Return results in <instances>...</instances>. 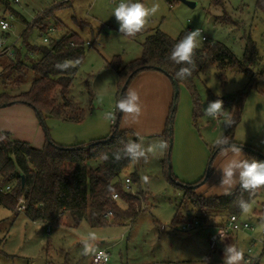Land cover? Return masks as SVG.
<instances>
[{"label":"rangeland","instance_id":"374dc122","mask_svg":"<svg viewBox=\"0 0 264 264\" xmlns=\"http://www.w3.org/2000/svg\"><path fill=\"white\" fill-rule=\"evenodd\" d=\"M187 1L195 3V6L183 0H140L148 7L159 3L160 10L150 17L146 29L142 31L144 34L134 39L120 35L119 24L112 15L119 0H0V17H7L12 23L8 31H3L0 26V39L7 37L9 43L16 42L26 25L30 26L29 23L38 19L41 13L52 9L50 16L43 18L45 24L51 27L62 22L63 27H57L58 32L77 33L89 43L69 92L79 110H84L85 118L80 122L45 118L43 124L32 107L34 119L22 110L17 111L14 105L1 107L0 138L5 141H8V137L2 135L7 134L13 139L42 148L49 135L57 144L74 146L87 145L111 134L114 122L119 120L115 104L121 96V83L109 62L115 56H120L123 64L139 58L144 36L149 31L160 29L177 38L182 31L199 28L202 36L208 39L201 40L199 46L221 42L250 68V72L233 67L220 73L216 66L210 65L200 73L196 78V87L203 114L198 117L197 125L192 119L191 94L186 86H180L173 137L167 150L149 155L147 163L143 160L134 162L121 175L123 183L129 175L135 176L131 184L132 194L135 195V190L144 191L145 196L140 198L141 205H136L138 213L135 216L116 218L113 214L105 215L111 223L94 227L88 220L75 225L67 214L64 224L51 223V231H48L46 223H33L24 212L17 213L0 200V238L4 240L0 264H95L93 257L79 255L81 237L88 232H95L98 247L109 251L108 264H205L206 260L208 264L210 247L207 242L211 230L202 229L208 225L190 231L183 230V223L172 225L178 211L187 219L197 214L182 205V189L174 179L178 183H189L206 174L214 142L227 130L225 119L231 112L232 101L241 96L245 97V104L234 140L264 153V14L256 8L258 0H224L222 5H216L215 0ZM11 13L15 15L14 18ZM21 15L29 23H24ZM31 36L32 42H44L36 30ZM248 38L255 42L260 52L258 61L254 63L245 56ZM32 59L36 61L38 56L34 55ZM24 78L19 87L11 88L8 84L7 90L12 89L14 93L29 90L36 75L28 69ZM213 97L231 101V104H223L228 111L226 116L215 120L204 115V108L214 101ZM147 108L143 104V115L139 122H133L130 116L122 113L120 128L134 131L145 145L159 140L167 141L162 133L156 131L158 114L151 122ZM109 111L115 114L114 122L104 119V114ZM220 163L218 153L212 165L213 172ZM144 176L149 178L147 183L142 179ZM221 190L224 191L223 188ZM118 203L121 209L129 206L121 201ZM263 206L264 191L241 215V219L254 226V230L240 233L237 237L238 248H243L245 255L254 257L255 264L261 244L253 245L251 241L253 238H264V217L261 218L255 210H261ZM250 248L253 254H249ZM209 262L223 263L218 259ZM259 264H264V256Z\"/></svg>","mask_w":264,"mask_h":264},{"label":"trees","instance_id":"16d2710c","mask_svg":"<svg viewBox=\"0 0 264 264\" xmlns=\"http://www.w3.org/2000/svg\"><path fill=\"white\" fill-rule=\"evenodd\" d=\"M216 5H222L224 0H215ZM8 7L10 8L9 4ZM257 10L264 14V0H258ZM15 14H17L14 11ZM51 10H46L34 22L29 23L24 30L22 44L16 50L14 58L0 57V108L14 104H26L32 107L44 124L45 118H57L80 122L85 118L84 110H79L78 105L69 96L70 88L83 63L87 43L77 34L69 31L58 32L52 35L47 42L36 43L31 41L33 31H48L50 25L45 24L43 18L49 17ZM18 15V14H17ZM1 18V17H0ZM227 20V16L224 17ZM56 27H63L62 22L55 23ZM58 29V28H57ZM188 31H182L177 38H173L165 32L157 29L149 31L142 42V54L126 64H123L120 56H115L109 65L118 73L122 93L125 94L133 79L140 73L157 70L167 75L171 81L176 80L186 86L192 97V119L197 125V119L203 114L201 98L196 87V78L199 77L208 66H216L220 73L229 68H238L241 71L250 72V68L239 60L234 52L221 42L205 43L199 46L194 55L192 75L186 79H177L176 72L180 67L167 59L173 45L178 42ZM144 33L135 37L139 38ZM40 35V34H39ZM259 50L255 42L248 38L245 56L251 63L258 61ZM38 56L33 61L32 57ZM81 59L76 68L66 71L58 70L55 64L65 60ZM32 59V60H31ZM33 61V62H32ZM31 69L36 75L29 90L14 93L7 90L19 87L25 80V72ZM264 72V71H263ZM263 72L261 76L263 75ZM9 84V85H8ZM1 88V87H0ZM178 96L174 97L167 118L163 136L168 144L173 137V125L177 111ZM214 101L221 99L226 105L228 98L213 97ZM233 103L228 117L233 120L232 126L227 127L225 135L229 136L233 144L242 146L234 140L237 124L241 119V113L245 104V97L241 96ZM122 112H119V120L114 122L113 130L108 136L94 140L89 144L62 146L55 143L47 133V140L42 148H37L27 141L10 139L5 141L0 138V200L17 213L25 215L36 222L64 224L68 214L75 225L88 220L94 227L105 226L111 222L105 216L111 211L116 218L133 217L138 213L141 205V196H145L143 190H135L134 194L127 192L122 182V173L135 161L122 159L113 162L111 153L121 144V141L129 139L137 140L139 137L130 129L120 128L119 123ZM247 151L248 157L264 161V153L251 147L242 146ZM108 153V161L101 160V154ZM218 149L213 148L207 172L204 176L192 183L175 184L182 189V205L190 212H197L191 218H186L178 211L172 221L173 226L183 225L189 220H198L202 227L211 226L214 230L223 227L231 215L241 218L244 213L237 199H243L250 204L264 191V188L249 196L248 192L241 193L239 187L233 195H204L199 193L200 186L205 184L213 174L212 165L218 154ZM131 184L135 176L129 175ZM9 185L11 188L5 190ZM117 193L119 199H114ZM25 199L26 209L19 211L20 199ZM119 201L128 204L126 209H121ZM138 204V206H136ZM264 217V206L261 210H255ZM4 240L0 238V252Z\"/></svg>","mask_w":264,"mask_h":264},{"label":"clouds","instance_id":"9594fccd","mask_svg":"<svg viewBox=\"0 0 264 264\" xmlns=\"http://www.w3.org/2000/svg\"><path fill=\"white\" fill-rule=\"evenodd\" d=\"M160 10L159 3H153L151 7L146 6L140 0H119L114 7L112 15L115 16L119 24V33L125 37H135L144 31L149 23L150 17L154 16ZM6 28L7 25H4ZM203 39L201 29L197 28L188 31L178 42H176L167 57L168 60L176 65H187L180 67L176 72L177 79H186L192 75L194 66V55L196 49ZM81 63L80 58L74 60H65L55 64L58 70L66 71L70 68H76ZM220 93L217 92V96ZM116 109L132 118L133 122H139L143 115V104L139 93L135 89H129L115 104ZM228 111L223 107V101L217 99L209 102L204 108V115L211 119H217L226 116ZM104 119L115 121L114 112H106ZM233 120L231 117L225 119V127H231ZM215 147L221 156V163L217 169L221 172V182L219 187L223 188L222 195H233L236 188L239 187L241 193L248 192L251 197L261 188H264V161H259L245 155L242 146L233 144L229 136L224 133L215 140ZM168 148L165 140H159L145 145L142 138L137 140L121 141L120 146L111 153L113 162H119L122 159L140 162H148L149 155H155L158 152H164ZM101 160L110 159L108 153L101 154ZM144 182H148V177H142ZM239 206L247 211L249 204L241 196L237 199ZM221 242L224 236L219 232ZM98 237L95 232H88L81 237V250L79 255L82 257H94L103 260L107 264V254L101 252L98 247ZM245 252L243 248H238L232 244H226L223 249V264H244ZM207 264V260L205 261Z\"/></svg>","mask_w":264,"mask_h":264},{"label":"crops","instance_id":"0c3cea01","mask_svg":"<svg viewBox=\"0 0 264 264\" xmlns=\"http://www.w3.org/2000/svg\"><path fill=\"white\" fill-rule=\"evenodd\" d=\"M21 18L23 21L24 20L27 21L23 15H21ZM129 89H135L141 97L142 104H145L146 106H148L147 113L150 116V118L153 119V120L150 119L151 122L154 121V118H153L154 115L158 114V117H157L158 118V121H157L158 128L156 131L157 133H162V136H163V133L166 128L167 118L169 116L171 104H172L173 97H174V84L171 81V79L164 73L157 71V70L145 71V72L138 74L133 79L128 90ZM10 106H13V105H10ZM14 106H16L15 108H18L16 109L17 111L22 110L23 112L28 113L29 117L34 119V115L31 112L30 106L26 104H14ZM34 122L35 121L32 120L33 124ZM16 135H21V134L16 133ZM2 136H7L8 140L12 138L11 136L7 134L2 135ZM245 155L248 156L247 153H245ZM195 181L197 180H194V182ZM220 182H221V172L215 169L210 179L205 184L200 186V188L198 189V192L203 193L204 195H220L223 192L221 190V187H219ZM189 183H192V182H189ZM32 222L36 223V221H32ZM46 225H47V230H48V224ZM206 228H209L211 230L210 234L215 232L214 228L209 225L202 229H206ZM50 231H51V226H50ZM210 234L208 235V242H207L208 245H209ZM252 242H253V239L251 241V244ZM102 243H104V241H102ZM226 244H232L238 247L237 239L236 240L226 239L223 242H221L214 251L210 249V251L208 252V255L210 258L209 261L215 260V259H218V262L223 261V249ZM99 249H106V248L102 247ZM263 256H264V247L261 245V250L259 251V253H257V263L256 264H259ZM209 261H208V264H219V263H214V262L211 263ZM244 264L246 263L244 262Z\"/></svg>","mask_w":264,"mask_h":264},{"label":"built area","instance_id":"2783aa9c","mask_svg":"<svg viewBox=\"0 0 264 264\" xmlns=\"http://www.w3.org/2000/svg\"><path fill=\"white\" fill-rule=\"evenodd\" d=\"M14 1L15 2H19V0H14ZM14 16L15 15L13 13H11V17L14 18ZM4 25H7V27L5 28ZM0 26H1V29L3 31H8V30L11 29L12 23L7 19V17H1L0 18ZM26 28H27V25H26ZM57 31H58V29H57L56 26H51V27H49L47 32L46 31H42L39 34H40L41 37H43V41L47 42V41H49V39H50V37L52 35H55L57 33ZM23 33L24 32H22V34L18 37V39L14 43H9L7 41L8 40L7 37H2L0 39V57L1 56H7V57H11V58L15 57L17 48L20 47L21 44H22L21 41L23 39ZM202 37H203V39H202L203 41H208L206 36H202ZM87 44H89V43H87ZM124 187H125V190L127 192L133 191L131 189V179H130V177H126L125 178ZM10 188H11V186L7 185L5 187V190H9ZM1 191H3L2 188H0V193H1ZM113 198L114 199H119V195L117 193H114L113 194ZM25 209H26L25 199L22 197L20 199L19 211H24ZM105 215L106 216H111L112 212L108 211ZM201 226H202V224H201L200 221H198V220H189L183 225V230L190 231V230H192L194 228H198V227H201ZM253 230H254V226H252L249 222L242 220L237 215H231L229 217V220L227 221V223L223 227H221L220 229H218L215 232H213L212 234H210V236H209V247H210V249L212 251H214L217 248V246L221 243V238H220L219 232H221L223 234L224 240H226V239H234V240H236L240 233H245V232L253 231ZM48 231H50V225H48ZM255 243H260L264 247V238L261 239V240H259L257 238H253V245ZM99 250L101 252L107 254V256L109 258L108 262H107V264H108L109 261H110V253H109V251L107 249H99ZM248 252H249V254H253L254 253L252 248H250ZM93 261H94L95 264H103V260L99 259V258H94L93 257ZM244 262L246 264H255L256 260L252 256L245 255Z\"/></svg>","mask_w":264,"mask_h":264},{"label":"water","instance_id":"95a60500","mask_svg":"<svg viewBox=\"0 0 264 264\" xmlns=\"http://www.w3.org/2000/svg\"><path fill=\"white\" fill-rule=\"evenodd\" d=\"M184 2H186L188 5L190 6H195V3L193 2H190V1H187V0H183ZM173 84H174V88H175V96H178L179 95V91H180V87H179V84L176 80H172ZM122 94V93H121ZM176 107V105H175ZM172 141V140H171Z\"/></svg>","mask_w":264,"mask_h":264}]
</instances>
